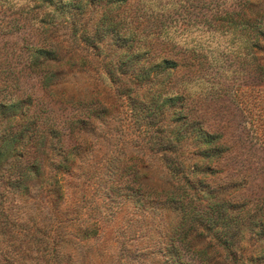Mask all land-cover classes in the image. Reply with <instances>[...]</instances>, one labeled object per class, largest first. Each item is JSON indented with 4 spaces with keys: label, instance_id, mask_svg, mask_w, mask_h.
Listing matches in <instances>:
<instances>
[{
    "label": "trees",
    "instance_id": "1",
    "mask_svg": "<svg viewBox=\"0 0 264 264\" xmlns=\"http://www.w3.org/2000/svg\"><path fill=\"white\" fill-rule=\"evenodd\" d=\"M35 1L44 8L69 12L74 35L81 34L84 49L103 61L118 111L123 108L117 117L121 128L117 129L114 114L95 106L79 121L81 139L85 134L101 138L98 125L109 126L118 136L120 130L123 137L138 131L137 149L157 161L162 177L159 184L150 177L151 164L126 159V145H121L119 156L108 163L107 171L112 174L110 190L115 192L124 182L131 184L125 195L138 211L162 208L170 214V222L169 218L164 220L169 232L163 243L172 264H186L183 250L203 264H214V260L264 264V160L257 164L252 157L257 156L255 146L264 150V5L246 0L244 13L217 18L223 25L240 30L256 48L255 53H248L255 66L230 99L250 126L243 132L246 137L243 133L237 137L199 113L197 107L202 103L204 110L210 108L203 102L209 94L198 101L187 89L174 92L173 77L189 68L188 57L179 59V53H173L154 60L152 51L143 54L142 40L129 28L137 29L135 19L128 23L127 18L114 13L128 7L131 0ZM106 41L112 42L113 49L105 55ZM64 60L75 62L48 46L32 49L31 66L41 73L44 89L57 85L64 74L60 68ZM215 100L219 104V97ZM33 104L32 99L0 102V264H22L36 249L45 254L46 250H39L40 242L51 241L48 220L52 211L61 213L59 206L66 195L63 185L48 177L53 163L57 173L70 169L68 161L54 158L50 162L55 142L61 143L62 136L37 114L32 126H26ZM46 195L49 207L36 211L33 201L41 200L35 196ZM54 201L57 210L52 208ZM95 234L81 232L88 241Z\"/></svg>",
    "mask_w": 264,
    "mask_h": 264
},
{
    "label": "rangeland",
    "instance_id": "2",
    "mask_svg": "<svg viewBox=\"0 0 264 264\" xmlns=\"http://www.w3.org/2000/svg\"><path fill=\"white\" fill-rule=\"evenodd\" d=\"M248 1L264 5V0ZM244 2L246 0H131L128 7L114 12L127 18L128 23L135 19L137 29L131 25L129 28L142 40L143 54L152 51L154 60L171 57L173 53H179V59L189 58V68H183L173 77L174 92L187 89L198 101L209 94V99L203 102L210 108L204 110L202 103L197 107L199 113H204L207 120L212 118L211 124L224 127L228 134L234 133L237 137L250 126L244 123L240 107L234 106L230 99L255 66V60L248 57V53H255L256 48L240 30L223 25L217 18L226 13H244L247 10ZM68 13L44 8L35 0H0V102L32 99L34 104L28 111L30 120L26 126H32L36 114L42 121L48 120L50 129L59 131L62 136L61 143L55 142L57 148L50 154V162L54 158L65 160L70 166L64 173L53 171L54 163L49 166V180L56 179L66 194L61 205L58 204L61 213L51 212L52 219L48 220L51 241L40 242L39 248L46 250L45 254L36 249L27 261L21 262L172 264L163 243L169 232L164 220L169 218L170 222V214L162 208H148L145 213L138 211L125 195L131 185L129 182H124L115 192L110 190L112 174L107 171V165L119 156L121 145H126V159L135 158L145 166L151 164L150 177L161 183L157 161H152L148 152L137 149L138 131L130 130L129 135L123 137L120 130L118 136L117 132L109 131V126L98 125L99 130L102 129L101 138L85 134L81 139L79 121L95 106L106 107L114 118L123 108L118 111L115 90L102 69L103 61L81 45V34L74 35ZM128 35L130 38L129 32ZM105 43V55L111 54L112 42ZM47 46L56 49L62 58L72 57L75 62L67 64L64 60L60 65L64 74L56 81L57 85L44 89L41 73L31 66V54L34 47ZM201 63L204 64L201 66ZM215 97H219V104L215 103ZM119 121L117 118L113 123L117 129L121 128ZM254 153L257 156L252 157L257 164L264 160V150L255 146ZM127 179L126 176L124 181ZM35 197L41 200L33 201L36 211L49 207L47 195ZM54 207H57L55 201L53 210ZM30 225L33 227V221ZM81 232L96 234L88 241L82 238ZM182 256L186 264H203L184 250ZM214 264L223 263L214 260Z\"/></svg>",
    "mask_w": 264,
    "mask_h": 264
}]
</instances>
